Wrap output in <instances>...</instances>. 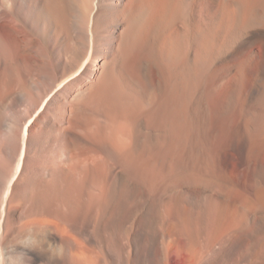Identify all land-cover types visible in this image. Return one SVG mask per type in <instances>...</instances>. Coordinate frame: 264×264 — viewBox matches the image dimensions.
<instances>
[{"label":"bare ground","instance_id":"6f19581e","mask_svg":"<svg viewBox=\"0 0 264 264\" xmlns=\"http://www.w3.org/2000/svg\"><path fill=\"white\" fill-rule=\"evenodd\" d=\"M0 264H264V0H0Z\"/></svg>","mask_w":264,"mask_h":264},{"label":"rangeland","instance_id":"374dc122","mask_svg":"<svg viewBox=\"0 0 264 264\" xmlns=\"http://www.w3.org/2000/svg\"><path fill=\"white\" fill-rule=\"evenodd\" d=\"M216 53V54H215ZM215 53L212 55L213 56V58L215 57V58H217V56H218V52H216L215 51ZM214 58V59H215ZM213 59V60H214ZM216 60V59H215ZM214 64V63H213ZM209 81V80H208ZM216 97H219V94H217L216 95ZM217 121H215V119L213 120V119H211V121H210V124L211 125H213L212 127L214 128L213 129V132L215 131V129L217 130V131H219V132H217V131H215L214 133L213 132H210V134H209V139H211L210 140V144H211V150L212 151H214V149H215V152H214V154H216V155H218V154H220V156H223L224 155V153H225V151L227 150V149H225V148H228V141H227V138L228 137H224V136H227L226 134H225V132H224V130L222 129V128H220L218 125H217V123H216ZM215 126V127H214ZM222 131V132H221ZM217 134V135H216ZM212 135V136H211ZM221 135H223V136H221ZM225 138V140H224V138ZM220 138H222V142H220L221 144H219V141H221V139ZM214 139V140H213ZM212 142V143H211ZM214 143V144H213ZM225 143H226V145H225ZM219 144V145H218ZM222 144H224L223 146H221ZM219 146H221V148L219 147ZM217 147H219L220 148V150L222 151H220L219 150V148H217ZM223 147V148H222ZM217 148V149H216ZM224 151H223V150ZM218 150V151H217Z\"/></svg>","mask_w":264,"mask_h":264}]
</instances>
